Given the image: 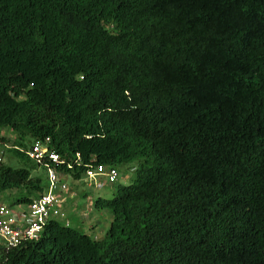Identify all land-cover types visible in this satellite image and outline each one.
I'll use <instances>...</instances> for the list:
<instances>
[{"label": "trees", "instance_id": "obj_1", "mask_svg": "<svg viewBox=\"0 0 264 264\" xmlns=\"http://www.w3.org/2000/svg\"><path fill=\"white\" fill-rule=\"evenodd\" d=\"M0 128L10 205L36 140L69 181L133 164L102 237L52 218L0 264H264V0H0Z\"/></svg>", "mask_w": 264, "mask_h": 264}, {"label": "built area", "instance_id": "obj_2", "mask_svg": "<svg viewBox=\"0 0 264 264\" xmlns=\"http://www.w3.org/2000/svg\"><path fill=\"white\" fill-rule=\"evenodd\" d=\"M46 142L36 140L26 150L29 158L44 167V190L27 204L14 206L0 201V247L8 248L24 241H34L38 239L48 220L52 218L65 219L61 208L63 200L61 194L69 192V186L64 179L65 175L56 168L57 165L62 164V160L57 153L47 147ZM3 146L5 145L3 144ZM2 154L3 150L0 146V162ZM94 174L105 176L107 180L114 181L117 170L115 167L97 165L87 168L80 179ZM64 224H68L67 220H64Z\"/></svg>", "mask_w": 264, "mask_h": 264}, {"label": "rangeland", "instance_id": "obj_3", "mask_svg": "<svg viewBox=\"0 0 264 264\" xmlns=\"http://www.w3.org/2000/svg\"><path fill=\"white\" fill-rule=\"evenodd\" d=\"M0 136L4 138L8 145H10L11 139L13 138V134L7 128H0ZM3 163L9 164L11 166H20L21 163L9 156V153L5 150L3 152ZM132 163H126L116 166L117 168V176L114 181H109L105 176L94 174L93 176L84 177L79 181H69L68 176H65V181L70 187V192H74L76 195H80L76 199L81 204V211L79 213L72 211L69 209L67 214L65 212L66 218L69 219V224L71 227L77 229L82 233L90 234L93 237H102L104 231L106 230L110 215L107 211L101 210L103 214H106L104 217L92 215L91 208L88 207L85 201L90 197L92 200L96 197L109 198L111 196L112 191L117 185L127 184L130 180V176L132 175ZM31 175L43 176L42 169L40 167H36L31 170ZM42 182H45L44 177L42 178ZM85 192V193H83ZM16 194L14 189L6 190L0 193V201L5 204H11L12 197ZM86 196L84 197V195ZM87 197V198H86ZM85 200V201H84ZM85 202V203H84ZM15 206V205H14ZM13 206V207H14ZM85 206V207H84ZM89 208V210L86 209ZM63 209H67V207H63ZM88 212H87V211ZM61 221V220H60ZM91 222V223H90ZM95 223V225H93ZM93 225L94 228L92 226ZM94 229V230H92Z\"/></svg>", "mask_w": 264, "mask_h": 264}, {"label": "crops", "instance_id": "obj_4", "mask_svg": "<svg viewBox=\"0 0 264 264\" xmlns=\"http://www.w3.org/2000/svg\"><path fill=\"white\" fill-rule=\"evenodd\" d=\"M70 192V191H69ZM63 192L61 195H62V198H63V200H62V203H61V208H62V210H63V212L65 213L66 212V214H67V211L69 210V209H71L72 211H75V212H77V213H79L80 211H81V204L79 203V201L76 199L77 197H80V195H76L73 191L72 192ZM83 193H85V192H83ZM86 196V194L84 195V197ZM87 198V197H86ZM91 198L89 197L88 198V200L87 201H85L86 202V204L88 205V207H90L91 208ZM84 202V203H85ZM67 207V209H63V207ZM85 207V206H84ZM88 207H86V209L87 210H89V208ZM86 210V211H87ZM91 211H92V215L93 216H96L97 218H98V216H100V217H104V216H106V214H103L101 211H97V210H95V209H92L91 208ZM104 211V210H103ZM88 212V211H87ZM66 216V215H65ZM68 221H69V219H67ZM91 223V222H90ZM93 225H95V223L93 224ZM93 225H91L90 224V226H92L93 228H94V226ZM92 230H94V229H92ZM96 238V237H95ZM98 238H100V237H98Z\"/></svg>", "mask_w": 264, "mask_h": 264}, {"label": "clouds", "instance_id": "obj_5", "mask_svg": "<svg viewBox=\"0 0 264 264\" xmlns=\"http://www.w3.org/2000/svg\"><path fill=\"white\" fill-rule=\"evenodd\" d=\"M3 144H4V143L0 141V146H1L2 150H3L4 147L7 146V145H5V144H4L5 146H3ZM6 144H7V143H6ZM2 157H3V154H2ZM115 168H116V167H115ZM130 169L132 170L133 168H130ZM116 170H117V168H116ZM78 181H79V180H78ZM69 188H70V187H69ZM9 205H10V204H9ZM64 214H65V213H64ZM59 220H61V222H63V224H64V220H67V218H66V216H65V219H64V220H63V219H59ZM67 222H68V224H69V221H68V220H67ZM68 224H67V225H68ZM64 225H65V224H64ZM69 225H70V224H69Z\"/></svg>", "mask_w": 264, "mask_h": 264}]
</instances>
